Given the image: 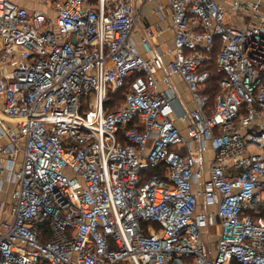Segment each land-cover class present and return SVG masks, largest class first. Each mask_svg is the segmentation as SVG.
Instances as JSON below:
<instances>
[{
    "label": "built area",
    "instance_id": "built-area-1",
    "mask_svg": "<svg viewBox=\"0 0 264 264\" xmlns=\"http://www.w3.org/2000/svg\"><path fill=\"white\" fill-rule=\"evenodd\" d=\"M146 1L0 0V264H264V14L165 0V64L132 38Z\"/></svg>",
    "mask_w": 264,
    "mask_h": 264
},
{
    "label": "crops",
    "instance_id": "crops-1",
    "mask_svg": "<svg viewBox=\"0 0 264 264\" xmlns=\"http://www.w3.org/2000/svg\"><path fill=\"white\" fill-rule=\"evenodd\" d=\"M14 1V0H13ZM234 1H239L242 4H251V3H260L259 11L255 12L251 9L249 10H239L238 13H235L232 9V3ZM21 5L29 6L28 3L23 2L22 0L14 1ZM159 2H163L164 6H159ZM220 2L226 7V9L229 12V21L235 25H244L246 23L251 22H257L259 20V15L264 14V0H220ZM150 5L151 7H161L159 9L156 8L154 10L153 14L151 15L153 23L149 26H145L143 24L142 32L139 29V24L136 25L133 31L132 38L137 44V46L140 48V51H142V48L140 46V42L143 37L146 36L147 28L151 31L150 36V42L151 45L154 48L161 47V49L166 53V56L164 57V62L167 64L171 59V51L174 49V35L172 30V19H171V11L169 10L166 1L165 0H156V1H146L143 5L147 6ZM164 9L166 12H168V16L164 13ZM139 23V22H138ZM167 23L170 25V30H167L168 26ZM176 89L178 90L182 100L187 105V107L191 108L193 107V102L191 99V95L187 89L186 84L183 82V80L175 76L173 78ZM13 188V185L8 184L6 181L3 184V190L0 191V198L1 200L9 201V197H11V190ZM211 237H213L215 240L217 239V233H218V227L211 228ZM210 229V230H211Z\"/></svg>",
    "mask_w": 264,
    "mask_h": 264
},
{
    "label": "trees",
    "instance_id": "trees-1",
    "mask_svg": "<svg viewBox=\"0 0 264 264\" xmlns=\"http://www.w3.org/2000/svg\"><path fill=\"white\" fill-rule=\"evenodd\" d=\"M221 43L219 40L216 41V45H215V50H214V59L211 63V65L208 67L210 72H211V80L208 83V89H207V93L210 96V100H209V106H213L214 102H215V94L219 91L220 87H219V79L221 78L220 73L217 72L216 69V58H217V54L219 52ZM125 100V91L120 90L118 93L111 95L110 96V101L107 104V110L109 112L115 111ZM156 173L154 170L149 171L148 175H152ZM118 264H123V263H118Z\"/></svg>",
    "mask_w": 264,
    "mask_h": 264
},
{
    "label": "rangeland",
    "instance_id": "rangeland-1",
    "mask_svg": "<svg viewBox=\"0 0 264 264\" xmlns=\"http://www.w3.org/2000/svg\"><path fill=\"white\" fill-rule=\"evenodd\" d=\"M14 1H18V0H14ZM23 2L25 3H28L29 6L31 7H35V8H38V9H43L45 7H47V4L44 3L46 0H22ZM137 7H139L140 9V19H139V29L140 31L142 32V27H143V24L145 26H149L153 23V21L155 20H152L151 18V15L153 14L154 10L159 9L161 7H151L149 4L147 6H144V7H141L139 6V4L137 3L136 5ZM159 6H164L163 2H159ZM164 13L166 14V16H168V12H166V10L164 9ZM151 23V24H150ZM167 30H170V25L167 23ZM184 134L189 137V134L188 132L185 130L184 131ZM9 201L12 202V199L11 197H9ZM205 229H203V240L206 242V249L207 251L209 252L211 250V246L214 247V244H215V239L213 237H211V231L209 232L208 231V228L206 229L207 231L204 232Z\"/></svg>",
    "mask_w": 264,
    "mask_h": 264
}]
</instances>
